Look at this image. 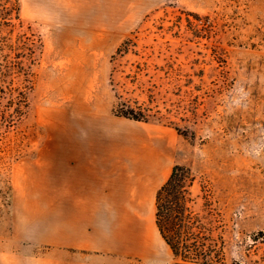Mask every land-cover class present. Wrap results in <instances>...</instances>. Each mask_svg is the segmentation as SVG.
Here are the masks:
<instances>
[{
    "label": "rangeland",
    "instance_id": "rangeland-1",
    "mask_svg": "<svg viewBox=\"0 0 264 264\" xmlns=\"http://www.w3.org/2000/svg\"><path fill=\"white\" fill-rule=\"evenodd\" d=\"M89 109L175 128L190 206L227 264H264V0H0V264H63L46 230L61 210L38 196ZM154 247L67 259L176 264Z\"/></svg>",
    "mask_w": 264,
    "mask_h": 264
},
{
    "label": "crops",
    "instance_id": "crops-1",
    "mask_svg": "<svg viewBox=\"0 0 264 264\" xmlns=\"http://www.w3.org/2000/svg\"><path fill=\"white\" fill-rule=\"evenodd\" d=\"M89 110L77 136L62 138L45 162L59 185L38 196L61 210L46 230L64 247L63 264H69L70 245L130 255L153 251L157 192L178 164L175 128Z\"/></svg>",
    "mask_w": 264,
    "mask_h": 264
},
{
    "label": "trees",
    "instance_id": "trees-1",
    "mask_svg": "<svg viewBox=\"0 0 264 264\" xmlns=\"http://www.w3.org/2000/svg\"><path fill=\"white\" fill-rule=\"evenodd\" d=\"M120 115L143 120L137 115ZM187 168L176 164L170 178L159 188L156 197V224L171 248L176 264H227L224 241L212 235L199 214L192 210ZM237 264V263H232Z\"/></svg>",
    "mask_w": 264,
    "mask_h": 264
},
{
    "label": "bare ground",
    "instance_id": "bare-ground-1",
    "mask_svg": "<svg viewBox=\"0 0 264 264\" xmlns=\"http://www.w3.org/2000/svg\"><path fill=\"white\" fill-rule=\"evenodd\" d=\"M154 243H156V245H157V249H159L160 247L165 248V247H164L165 244H164L163 242H161L160 240H157V242L154 241ZM165 246H166V245H165ZM154 249H155V247H154ZM155 250H156V249H155Z\"/></svg>",
    "mask_w": 264,
    "mask_h": 264
}]
</instances>
